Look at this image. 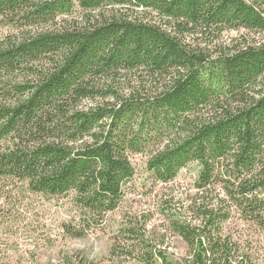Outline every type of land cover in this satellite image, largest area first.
Returning <instances> with one entry per match:
<instances>
[{
	"label": "trees",
	"instance_id": "16d2710c",
	"mask_svg": "<svg viewBox=\"0 0 264 264\" xmlns=\"http://www.w3.org/2000/svg\"><path fill=\"white\" fill-rule=\"evenodd\" d=\"M0 32V207L74 194L66 233L119 212L122 257L264 264V0H0ZM134 156L195 167L183 199L130 210Z\"/></svg>",
	"mask_w": 264,
	"mask_h": 264
},
{
	"label": "rangeland",
	"instance_id": "374dc122",
	"mask_svg": "<svg viewBox=\"0 0 264 264\" xmlns=\"http://www.w3.org/2000/svg\"><path fill=\"white\" fill-rule=\"evenodd\" d=\"M230 34L234 36L238 32ZM133 161L139 179L149 180L150 188L153 179L147 178L143 172L146 157L134 156ZM194 173L195 167L192 166L168 186L153 184V190L145 188L128 193L130 210L134 207L138 212L159 213L157 209H162L159 206L162 201L183 199L182 192L189 187ZM73 196L52 197L25 192L14 195L12 203L3 204L0 207V264H143L113 251L117 228L125 225L119 212L110 216V226L104 222L81 236L67 234L63 224L80 217L79 210L72 207ZM173 239L168 252L177 264L186 256L188 248L182 239Z\"/></svg>",
	"mask_w": 264,
	"mask_h": 264
}]
</instances>
